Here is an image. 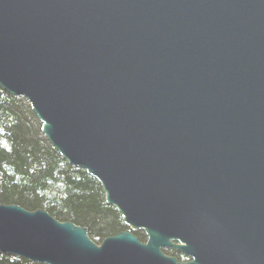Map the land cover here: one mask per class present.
<instances>
[{"label": "water", "instance_id": "1", "mask_svg": "<svg viewBox=\"0 0 264 264\" xmlns=\"http://www.w3.org/2000/svg\"><path fill=\"white\" fill-rule=\"evenodd\" d=\"M0 88L128 227L95 244L0 205V253L264 264V0H0Z\"/></svg>", "mask_w": 264, "mask_h": 264}, {"label": "trees", "instance_id": "2", "mask_svg": "<svg viewBox=\"0 0 264 264\" xmlns=\"http://www.w3.org/2000/svg\"><path fill=\"white\" fill-rule=\"evenodd\" d=\"M41 128L25 98L0 88V205L45 211L59 222L85 228L95 244L128 230L119 213L106 204L98 181L62 159ZM132 234L141 243L147 240L143 231ZM162 252L181 263L188 261L176 250ZM0 264L39 263L0 253Z\"/></svg>", "mask_w": 264, "mask_h": 264}, {"label": "flooded vegetation", "instance_id": "3", "mask_svg": "<svg viewBox=\"0 0 264 264\" xmlns=\"http://www.w3.org/2000/svg\"><path fill=\"white\" fill-rule=\"evenodd\" d=\"M187 259H188V261H190V259H189V258H187ZM188 261H187V262H188Z\"/></svg>", "mask_w": 264, "mask_h": 264}]
</instances>
